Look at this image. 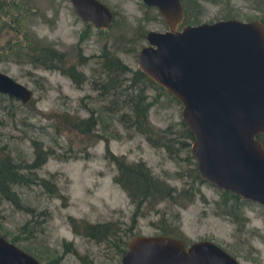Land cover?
Returning <instances> with one entry per match:
<instances>
[{"label":"rangeland","instance_id":"obj_1","mask_svg":"<svg viewBox=\"0 0 264 264\" xmlns=\"http://www.w3.org/2000/svg\"><path fill=\"white\" fill-rule=\"evenodd\" d=\"M23 1L32 40L61 52L71 67L51 65L55 55L42 61L23 48L7 50L13 33L0 28V71L31 91L24 102L0 92V156L7 163L0 167V234L41 264H118L131 237L158 233L162 224L185 244L209 239L240 264H264V206L191 177V137L181 126L180 103L163 88L130 80L145 31L164 29L156 9L141 0H101L111 19L94 27L69 0ZM261 4L200 0L198 17L258 18ZM103 50L122 66L103 68ZM139 101L148 104L151 131L131 123ZM90 112L89 133L61 121L62 113ZM107 152L147 174L150 185L133 181L137 206Z\"/></svg>","mask_w":264,"mask_h":264},{"label":"water","instance_id":"obj_2","mask_svg":"<svg viewBox=\"0 0 264 264\" xmlns=\"http://www.w3.org/2000/svg\"><path fill=\"white\" fill-rule=\"evenodd\" d=\"M94 27L109 24L101 0H69ZM154 7L165 29H148L136 63L180 103L191 133L189 149L199 177L264 205V25L259 19L224 17L178 27L180 0H141ZM0 92L26 101L30 89L0 71ZM0 264H41L0 234ZM118 264H239L209 239L185 244L165 233L135 235Z\"/></svg>","mask_w":264,"mask_h":264},{"label":"trees","instance_id":"obj_3","mask_svg":"<svg viewBox=\"0 0 264 264\" xmlns=\"http://www.w3.org/2000/svg\"><path fill=\"white\" fill-rule=\"evenodd\" d=\"M180 2L183 8V17L178 25L185 24V23L199 22L200 20L198 16L200 13V0H180ZM10 5L14 7V3H11ZM260 8H261L260 11L262 14L257 19H259L264 25V4ZM225 17H228V16H225ZM101 30H103V28H100V31ZM38 58L44 61L45 54H38ZM101 65L103 66V68H107V69L115 67V66H122L121 62L115 56L110 55L106 50H103V58L101 59ZM67 70L70 71L68 67H67ZM71 75L75 79H77V74L74 75L71 73ZM130 80L131 82H139L142 84L153 85V87L157 88L158 90H162L163 88L160 84L153 81L149 76H147L142 70L138 68L133 70ZM147 105L148 104L144 101L137 102L136 107L133 110V114L130 117L131 123L134 126V128H136L138 131H141V132L151 131V127L148 124L147 118H146ZM61 121L64 124H68L75 131L86 132V133H89V131L91 130L94 124V118L91 112L89 113V115H87V117H79L77 115L69 117L66 113H62ZM181 126L183 127L187 135L191 137V133L189 132V130L183 124ZM257 137L258 139H260L264 147V135L257 134ZM107 153H108L110 160H112L116 166V180L120 183L121 187L124 189V191L130 198V200H133V201L135 200V205L137 206L140 199L138 200L135 199L136 192H135L133 181L135 178H141L147 183V185H150L147 174L141 169V166L139 164L125 162L120 155H116L111 152H107ZM6 165L7 163L5 162V159H3L2 156H0V167L6 168L7 167ZM8 165H9V161H8ZM10 167L11 166L9 165L8 168L10 169ZM190 175L193 178L201 179L197 173L195 165L193 166L192 172L190 173ZM221 191L224 195L228 193V191L224 189H221ZM0 193H4L1 183H0ZM233 195L235 197L240 198L239 195L237 194H233ZM158 230H159L158 233L170 234L180 239V236L175 231H173L171 228L167 226H163L162 224H159ZM9 240L14 242L12 238H10Z\"/></svg>","mask_w":264,"mask_h":264},{"label":"flooded vegetation","instance_id":"obj_4","mask_svg":"<svg viewBox=\"0 0 264 264\" xmlns=\"http://www.w3.org/2000/svg\"><path fill=\"white\" fill-rule=\"evenodd\" d=\"M11 3H14V7L10 5ZM29 9L30 7L26 5L23 0H0V16L3 21L0 24V28L3 29L2 34H12L13 33L12 39L8 37L5 40L6 49L9 51H13L15 49L23 48L25 53L29 51V54H31V56L34 58L36 57L38 58V54H45V59L47 60L51 56L55 55V58L54 60H52L51 65L59 66L65 70L67 69V67L68 68L71 67V64L66 63L67 61L64 59L61 52L54 51V49L47 43H39L35 39L32 40L34 37L29 35V29L27 28V25L25 24L26 15ZM71 9H73L72 6H71ZM81 20H84V19H81ZM84 21H87L88 23H90L88 20H84ZM181 25H178V27H180ZM164 29H165V26H164ZM37 48L39 49V52L36 51ZM226 252L229 253L228 251ZM229 254L233 256L231 253Z\"/></svg>","mask_w":264,"mask_h":264}]
</instances>
